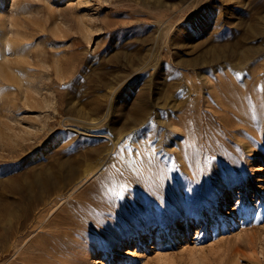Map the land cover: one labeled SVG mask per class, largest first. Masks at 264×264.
Returning <instances> with one entry per match:
<instances>
[{
    "label": "rangeland",
    "instance_id": "obj_1",
    "mask_svg": "<svg viewBox=\"0 0 264 264\" xmlns=\"http://www.w3.org/2000/svg\"><path fill=\"white\" fill-rule=\"evenodd\" d=\"M0 264H264V0H0Z\"/></svg>",
    "mask_w": 264,
    "mask_h": 264
},
{
    "label": "bare ground",
    "instance_id": "obj_2",
    "mask_svg": "<svg viewBox=\"0 0 264 264\" xmlns=\"http://www.w3.org/2000/svg\"><path fill=\"white\" fill-rule=\"evenodd\" d=\"M215 54H216V51H213V57L216 56ZM219 84H221V83H219ZM212 85H213V88L218 89V88H220L219 86H221L222 84H221V85H218V84H216V83H215V84L212 83ZM217 87H218V88H217ZM92 136H93V135H92ZM101 137H105V136H101ZM88 177H89V176H88Z\"/></svg>",
    "mask_w": 264,
    "mask_h": 264
}]
</instances>
